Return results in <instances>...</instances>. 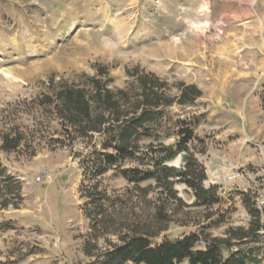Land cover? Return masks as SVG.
<instances>
[{
    "label": "rangeland",
    "instance_id": "1",
    "mask_svg": "<svg viewBox=\"0 0 264 264\" xmlns=\"http://www.w3.org/2000/svg\"><path fill=\"white\" fill-rule=\"evenodd\" d=\"M99 67L112 89L125 87L138 68L166 82L171 95L179 83L201 92L190 104L164 109L158 132L170 145L192 132L203 186H216L219 202L210 211H180L168 201L172 222L159 241L194 232L220 238L247 227L243 195L264 226V0H0V135L18 131L24 138L14 152L0 149L1 167L22 182L18 208L0 210V264L88 262L82 246L89 221L79 193L87 149L63 141L41 102L52 86ZM147 150L139 161L110 168L100 186L125 191L120 170L143 167ZM169 165L180 169L182 156ZM174 188L192 204V190ZM260 234L242 248L264 264V228Z\"/></svg>",
    "mask_w": 264,
    "mask_h": 264
},
{
    "label": "trees",
    "instance_id": "2",
    "mask_svg": "<svg viewBox=\"0 0 264 264\" xmlns=\"http://www.w3.org/2000/svg\"><path fill=\"white\" fill-rule=\"evenodd\" d=\"M128 76L125 87L112 89L107 70L99 67L93 76L52 86L41 102L56 121L63 141L69 146L81 142L87 149L84 183L79 189L89 221L82 246L88 259L85 264H258L254 253L242 247L256 242L264 226L245 195L247 227L229 228L220 238L194 232L174 241L158 240L172 222L168 201L180 211L191 207L210 211L219 202L218 188L203 186L206 171L191 153L192 132L188 130L185 138L171 145L163 143L158 132L166 124L164 109L190 104L201 92L194 85L179 83L177 94L171 95L166 82L138 68ZM23 139L18 131L4 132L0 149L14 152ZM144 146L148 162L141 168L120 170L129 186L125 191L110 194L100 186V178L110 168L139 161ZM178 155L183 161L180 169L169 165ZM178 183L192 190L191 205L178 197L174 188ZM21 201L22 182L0 165V210L17 209ZM211 217L210 212L206 214V219ZM200 235L203 248H197ZM233 241H237L235 250L231 249Z\"/></svg>",
    "mask_w": 264,
    "mask_h": 264
}]
</instances>
